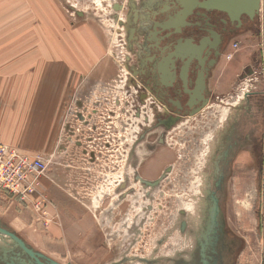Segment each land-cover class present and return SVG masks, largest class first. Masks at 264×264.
Here are the masks:
<instances>
[{"label": "rangeland", "instance_id": "374dc122", "mask_svg": "<svg viewBox=\"0 0 264 264\" xmlns=\"http://www.w3.org/2000/svg\"><path fill=\"white\" fill-rule=\"evenodd\" d=\"M131 1L137 2L0 0V145L46 164L39 185L49 201L40 217L0 194V207L3 201L7 209L22 206L25 223L11 219L9 225L2 208L0 227L60 264H186L190 248L212 259L229 226L232 254L238 237L243 251L238 261L229 254L228 264H264L261 16L259 30L234 38L224 54L218 71L225 77L224 103L188 119L149 150L138 138L142 119L131 57L119 43ZM242 111L251 113L254 127L242 124L239 135L253 129L258 153L251 164V149L237 155L225 218L211 197L221 162L210 157L207 137L230 136L227 125L231 130ZM211 161L218 164L207 170ZM138 177L159 185L148 188ZM15 251L0 237V264L16 260Z\"/></svg>", "mask_w": 264, "mask_h": 264}, {"label": "flooded vegetation", "instance_id": "af4514ba", "mask_svg": "<svg viewBox=\"0 0 264 264\" xmlns=\"http://www.w3.org/2000/svg\"><path fill=\"white\" fill-rule=\"evenodd\" d=\"M204 1H131L130 12L121 30L118 29L121 32L119 43L128 51L126 57H131L133 64L130 62L129 70L136 78L132 83L137 87V116L142 119L138 138L149 150L152 145H162L168 133L184 125L188 119L200 116L207 110L209 113L216 106L214 103H224L219 95H224L221 92L225 89L220 85L225 82V77L222 72L218 73L224 54L234 38H248L259 30L260 14L251 17L237 14L236 18H229L223 12L209 13L199 8L198 5ZM217 75H220L219 79L215 78ZM253 75L254 69L246 67V76L251 78ZM254 93H247L246 98H252ZM237 117L232 129L229 125L227 131L225 129L226 132L230 131V136L207 137L208 142H213L210 157L219 156L221 162L211 161L207 170L217 164L221 166L219 176L214 179L211 197L217 209L220 208L221 212L218 210V213L222 217L225 216L224 206L230 198L228 182L235 174L237 155L245 153V148L251 149L247 150L251 164L258 153L259 140L254 136L253 129H246L248 132L245 135H239L245 130L242 124L249 123L254 127L251 113L242 111ZM226 138L228 141L224 144L223 139L226 141ZM219 147L222 148V155L216 151ZM239 170V174H244L242 168ZM137 181L148 188L159 185V181L150 182L139 177ZM225 218L223 224L226 228ZM227 228L226 236L229 238L219 240L218 253L212 259L209 258L211 255L206 256L204 250L197 255L194 248H190L184 263L228 264L229 254L231 262L233 256H237L238 261L243 251L241 243L238 237L237 255L232 254L236 250V242L229 235L232 234L229 226Z\"/></svg>", "mask_w": 264, "mask_h": 264}, {"label": "built area", "instance_id": "2783aa9c", "mask_svg": "<svg viewBox=\"0 0 264 264\" xmlns=\"http://www.w3.org/2000/svg\"><path fill=\"white\" fill-rule=\"evenodd\" d=\"M46 169L41 159L24 156L16 149L0 145V194L31 207L40 217L45 216V205L49 201L39 183L45 178Z\"/></svg>", "mask_w": 264, "mask_h": 264}, {"label": "water", "instance_id": "95a60500", "mask_svg": "<svg viewBox=\"0 0 264 264\" xmlns=\"http://www.w3.org/2000/svg\"><path fill=\"white\" fill-rule=\"evenodd\" d=\"M198 7L209 13L223 12L229 18H236L237 14L248 15L250 17L255 14H261L264 36V0H206L202 4H199ZM0 236L6 238V240L9 238L15 245L14 248L19 252L16 260L10 256L9 259L2 260V264H20L18 261L20 255H22L24 260H28L30 264H60L35 251L25 241L9 230L0 227Z\"/></svg>", "mask_w": 264, "mask_h": 264}, {"label": "crops", "instance_id": "0c3cea01", "mask_svg": "<svg viewBox=\"0 0 264 264\" xmlns=\"http://www.w3.org/2000/svg\"><path fill=\"white\" fill-rule=\"evenodd\" d=\"M6 203H4V201H3V203L1 204V207H0V210L2 209V208H4L5 209V216H7V218L5 219V220H3V221H6L9 225H11V219H15L17 222H19L20 224H22V225H25V223H24V221L23 220H21V218L19 217L20 215L22 216V214H23V208H22V206L20 205V204H18L17 202H14V203H11V204H9V205H14L15 207H13V208H6ZM21 207V208H20ZM14 212H13V211ZM18 210V211H17Z\"/></svg>", "mask_w": 264, "mask_h": 264}, {"label": "bare ground", "instance_id": "6f19581e", "mask_svg": "<svg viewBox=\"0 0 264 264\" xmlns=\"http://www.w3.org/2000/svg\"><path fill=\"white\" fill-rule=\"evenodd\" d=\"M0 237H1V236H0ZM2 239L6 240V238H3V237H2ZM7 242L10 243L12 246L15 247V245L13 244V242H12L9 238H7ZM15 252H16V254H17V256H18V253H19L18 250L15 251ZM19 255H20V254H19ZM17 256H16V257H17ZM18 261H19L20 264H30L28 260H24V259H23L22 255H20V258L18 259Z\"/></svg>", "mask_w": 264, "mask_h": 264}]
</instances>
